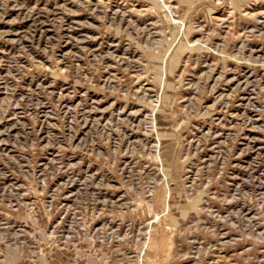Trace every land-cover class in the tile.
<instances>
[{"label":"rangeland","instance_id":"1","mask_svg":"<svg viewBox=\"0 0 264 264\" xmlns=\"http://www.w3.org/2000/svg\"><path fill=\"white\" fill-rule=\"evenodd\" d=\"M0 264H264V0H0Z\"/></svg>","mask_w":264,"mask_h":264}]
</instances>
